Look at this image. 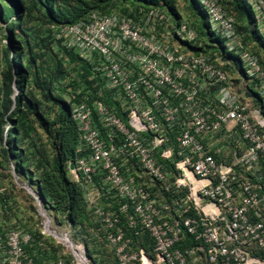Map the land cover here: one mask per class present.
I'll return each mask as SVG.
<instances>
[{"label":"built area","instance_id":"2783aa9c","mask_svg":"<svg viewBox=\"0 0 264 264\" xmlns=\"http://www.w3.org/2000/svg\"><path fill=\"white\" fill-rule=\"evenodd\" d=\"M201 3L208 31L239 60L199 49L196 28L173 25L159 7L51 26L100 79V98L73 104L69 175L82 187L92 238L116 264H264V68L234 15L219 0ZM247 3L264 41V0ZM33 196L46 234L51 221ZM38 242L19 226L0 230V264H35L27 246Z\"/></svg>","mask_w":264,"mask_h":264},{"label":"trees","instance_id":"16d2710c","mask_svg":"<svg viewBox=\"0 0 264 264\" xmlns=\"http://www.w3.org/2000/svg\"><path fill=\"white\" fill-rule=\"evenodd\" d=\"M8 1L11 2V7L2 3V12H0V19L7 22L5 29L8 33V46L5 47L1 73L3 81L0 82V127L4 121H11V126L5 133L2 152L6 160L9 158L13 160L17 175L36 187L37 195L46 209H53L59 213L71 227L87 231L89 240L92 239L96 242V239L90 235L89 215L84 203L82 187L68 174L69 164L76 157L75 147L78 140L77 124L72 116L73 104L81 102L86 96L91 101L96 97L100 98L98 91L101 85L100 79L96 76L97 72L94 71L90 62L82 59L74 50L55 42L51 26L76 23L94 11L111 12L117 11L118 7H121L120 10L118 9L121 12H126L130 7L163 8L172 16L171 21L179 20L180 15L173 8V3H164L167 5L165 8L164 5L159 4L160 0ZM191 1L195 10L202 14L200 19L208 18L201 0ZM232 1L233 8L227 6L224 0H219L222 7L234 15L236 30L243 43L247 45L246 35L237 28L236 11L243 17H246L247 14L239 0ZM246 4L248 13L254 22L255 31H252L251 34L254 39L256 38L260 44L264 45L247 0ZM201 8H204V11ZM14 14L13 21H9ZM187 22L196 28L204 41V47L199 49L204 52L220 53L225 60H239L238 57L223 53V39L213 36L203 20L201 23L189 20ZM42 26L47 27L46 37L39 32ZM47 40L51 44L54 43L58 50L52 51L50 59L43 60L42 56L45 53L39 54L36 47L39 45L38 42ZM197 49L194 48V50ZM52 50L54 49L52 48ZM253 52L259 56L264 68V57ZM37 61L44 63L46 70L43 69V66L40 67L42 71L38 68L31 69L30 65ZM72 63L80 64V67L75 70L79 81L85 86L69 103L63 100L61 95H55L54 92H61L60 85L69 75L66 67L73 65ZM225 69L230 70L228 65ZM76 81L74 79L75 83ZM38 88L41 90V95H38ZM15 89L18 91L16 94H14ZM103 96H106L105 92H103ZM42 97L55 102L57 107L53 117H50L51 113L44 108ZM34 122L46 131L52 155L42 147V144L37 143L39 139ZM40 235L39 232L38 236ZM35 239L38 242L37 236ZM34 247L39 248L38 245H33L30 255L33 256L36 264H40L38 256L32 253Z\"/></svg>","mask_w":264,"mask_h":264},{"label":"rangeland","instance_id":"374dc122","mask_svg":"<svg viewBox=\"0 0 264 264\" xmlns=\"http://www.w3.org/2000/svg\"><path fill=\"white\" fill-rule=\"evenodd\" d=\"M163 1L164 0H160L159 4L164 5L165 8H167V5H165L164 3H173V8L180 15L179 20L173 19V25L178 24V22L182 19L186 21H195V23H201L203 20L205 24L210 27V30L213 31V26H211L209 19H200L202 14H199L195 10L193 2L191 0H166V2ZM224 2L227 6L233 8L232 0H224ZM239 2H241L243 9L246 12L247 18L239 15L236 11V14L238 16L237 28L240 30L241 33H244L246 35V46L250 50L257 52L261 57H264V45L260 44L256 38L254 39L253 35L251 34L252 31H255L254 22L248 13V6L246 4V0H239ZM2 3L11 7L10 1L3 0V2H0V12H2ZM120 8L118 7L119 10ZM118 9L117 12L119 11ZM201 9L204 11V8ZM14 18L15 14L12 18H10L9 21H13ZM6 25L7 22L0 19V82L3 81L1 73L3 69V60L5 57V47L8 46V33L5 29ZM175 31L176 28L173 29V32ZM39 32L41 33V35H45L46 37L47 27L42 26L39 29ZM38 43L39 45L36 47L38 53H45L42 56L43 60L50 59L52 51L58 50V47L54 45V43H49L48 40ZM52 48L54 50H52ZM225 50L228 53L232 52L229 47H227ZM72 64L73 65L66 67V69L69 71V75L66 77V79L63 80L60 85L61 92H54L55 95H61L62 99L69 103L72 101V99L76 96L77 93L82 91L85 86L84 83L79 81L77 71L75 70V68L78 69L80 67V64ZM41 66H43V69H45V64L41 61H37L35 64H31L30 68H38L40 70ZM74 79L77 80L76 83L74 82ZM17 92L18 91L15 89L14 94H16ZM38 95H41V90L39 88ZM42 100L44 108L51 113L50 117H53L54 111L57 107L55 102L53 100L50 101L49 99H46L44 97H42ZM34 123L36 126V133L38 134L39 139V142L37 143L42 144V147L45 148L46 151L50 152L48 145L49 138L46 131L42 127H40L36 122ZM10 126L11 121H4L2 126L0 127V215L2 216V221L0 222V229L19 226L20 228H23L37 236L38 240L42 241L43 244L39 248L34 247L32 253L33 255L38 256V259H40V264H55V261L58 257L65 259L68 264H76L70 250L65 246V244L59 242L55 236L49 233L38 236L40 230H42L41 222L43 221V216L38 211L35 198L32 195H37L36 187L32 185L31 182L29 183L28 180H26L25 178L17 175L14 170L13 160L11 158L6 160L2 152V146L5 142V133ZM50 155H52L51 152ZM29 187H32L34 192L31 191ZM46 210L47 215L51 221L50 226L61 234L67 231L74 243H81L85 245L87 250L86 254L89 257L91 263L116 264V260L114 259L112 252L107 245H105L101 241L94 242L92 239L89 240L87 231H80L77 227L74 228L69 226V224L65 222V220H63V217L59 213H56L53 209L47 208ZM47 223L48 221H45V225H48V228L54 232V230L50 228L49 224ZM92 228L93 225H90V229ZM56 231L55 233H57ZM91 254H95L96 256L93 257Z\"/></svg>","mask_w":264,"mask_h":264},{"label":"bare ground","instance_id":"6f19581e","mask_svg":"<svg viewBox=\"0 0 264 264\" xmlns=\"http://www.w3.org/2000/svg\"><path fill=\"white\" fill-rule=\"evenodd\" d=\"M45 221H48V219H45ZM49 227H50V225H49ZM50 228H52V227H50ZM44 229L47 233L54 235L59 241L65 243L67 246H69L71 248L73 255L78 260V264H87L85 261V258H84L83 252H82V247L80 244L73 243L70 239H67V237L61 235V233H58L57 231H56L57 233L53 232L52 230H50L48 228V225H45Z\"/></svg>","mask_w":264,"mask_h":264},{"label":"crops","instance_id":"0c3cea01","mask_svg":"<svg viewBox=\"0 0 264 264\" xmlns=\"http://www.w3.org/2000/svg\"><path fill=\"white\" fill-rule=\"evenodd\" d=\"M69 224V223H68ZM69 226H71L70 224H69ZM25 230V229H24ZM27 231V230H26ZM41 235H43V234H41ZM39 241V240H38ZM38 243H41V245L40 244H36V245H38L39 247L40 246H42V244H43V242L42 241H39ZM33 247V246H32ZM32 247H30V246H27V250H28V252L30 253V249L32 248ZM33 257V256H32ZM34 259V258H33ZM36 264V263H35Z\"/></svg>","mask_w":264,"mask_h":264},{"label":"water","instance_id":"95a60500","mask_svg":"<svg viewBox=\"0 0 264 264\" xmlns=\"http://www.w3.org/2000/svg\"><path fill=\"white\" fill-rule=\"evenodd\" d=\"M74 167V163L71 162L70 165H69V169H72Z\"/></svg>","mask_w":264,"mask_h":264},{"label":"clouds","instance_id":"9594fccd","mask_svg":"<svg viewBox=\"0 0 264 264\" xmlns=\"http://www.w3.org/2000/svg\"><path fill=\"white\" fill-rule=\"evenodd\" d=\"M69 165H70V164H69ZM29 188H30V190H31V191H33V192H34V190H33L31 187H29ZM31 194H32V193H31ZM32 195H33V194H32ZM35 195H36V194H35ZM37 196H38V195H37Z\"/></svg>","mask_w":264,"mask_h":264}]
</instances>
